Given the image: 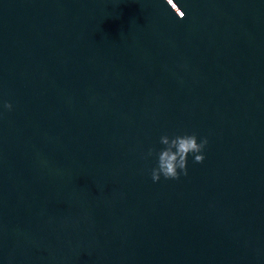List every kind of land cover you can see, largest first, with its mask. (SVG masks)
<instances>
[{"label":"clouds","instance_id":"clouds-1","mask_svg":"<svg viewBox=\"0 0 264 264\" xmlns=\"http://www.w3.org/2000/svg\"><path fill=\"white\" fill-rule=\"evenodd\" d=\"M4 110L11 111V102H4ZM159 143L163 148L157 150L150 147L144 155V159L155 156L156 166L150 169L151 180L159 182L161 177L165 180H179L180 177L188 175V157H193V163H203L205 160L204 150L208 145V138H198L195 132L183 135H162Z\"/></svg>","mask_w":264,"mask_h":264}]
</instances>
